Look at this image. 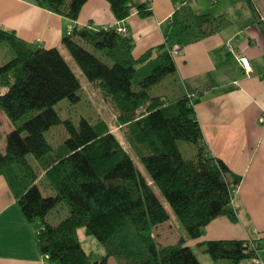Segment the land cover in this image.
I'll list each match as a JSON object with an SVG mask.
<instances>
[{
  "label": "trees",
  "instance_id": "1",
  "mask_svg": "<svg viewBox=\"0 0 264 264\" xmlns=\"http://www.w3.org/2000/svg\"><path fill=\"white\" fill-rule=\"evenodd\" d=\"M85 1L35 3L74 20ZM107 1L118 21L133 11L140 17L152 13L148 1ZM171 1L175 10L163 27V42L138 58L132 37L114 26H74L61 39L86 83L112 105L119 135L103 119L60 117L54 105L82 99V84L60 50L0 27V114L12 126L4 135L0 131V175L26 221L37 224L36 246L48 264H107L109 257L115 264H201L184 236L162 243L153 234L170 220L163 200L189 238L201 236L215 217L237 221L232 199L241 176L206 150L194 110L199 94L182 89L174 60L183 46L221 31L230 19L195 13L189 0ZM158 86L161 91L152 95ZM54 127L63 130L56 144L44 136ZM183 142L192 146L190 156L183 155ZM48 188L53 195L45 193ZM62 202L68 214L51 223L48 213ZM79 229L102 245L103 255L84 250ZM199 246L213 261L231 264H252L261 249L255 240L235 239Z\"/></svg>",
  "mask_w": 264,
  "mask_h": 264
},
{
  "label": "crops",
  "instance_id": "2",
  "mask_svg": "<svg viewBox=\"0 0 264 264\" xmlns=\"http://www.w3.org/2000/svg\"><path fill=\"white\" fill-rule=\"evenodd\" d=\"M136 1H148L152 13L140 17L133 11L118 21L107 0H86L74 20L38 6L35 0H0V27L39 47H56L62 54L65 48L61 39L74 26H122L132 37V55L138 58L163 42V27L175 6L171 0ZM246 1L189 0L195 13L225 14L230 24L183 46L174 57L182 89L199 94L194 110L206 150L241 176L232 203L237 221L225 215L215 217L201 236L187 239L186 245L196 252L202 248L199 243L206 240H255L261 249L252 264H264V122L260 121L264 114V0H250L254 11ZM228 46L233 51H228ZM235 54L248 58V73ZM2 118L7 121V133L12 126L0 114ZM37 229L36 223L26 221L6 178L0 175V264H48L36 246ZM79 230L84 250L94 258L103 255V247L97 253L85 249ZM153 234L167 243L173 236L169 221L156 226ZM177 238L168 243H175ZM110 261H114L112 257L107 264H115Z\"/></svg>",
  "mask_w": 264,
  "mask_h": 264
},
{
  "label": "rangeland",
  "instance_id": "3",
  "mask_svg": "<svg viewBox=\"0 0 264 264\" xmlns=\"http://www.w3.org/2000/svg\"><path fill=\"white\" fill-rule=\"evenodd\" d=\"M62 56L74 72L75 76L82 84V99L79 102L73 104L70 103L67 99L61 100L56 105H54V109L56 110L58 115L62 118L70 117L75 121H77L80 116H84L91 121H95L96 119H103L109 125L110 129L115 131L119 135V130L117 129L118 126L116 123V114L112 105L98 92V90L93 85L86 83L83 73L81 72L80 68L77 66V64L69 55L66 49L63 51ZM161 89L162 86H158L156 87V89L151 91V94L155 95L159 93ZM7 128L8 124L6 119H0L1 131L5 133V131H7ZM62 134L63 130L61 127L50 128L44 132V136L46 137V139L53 144L60 142ZM120 138L122 139L121 135ZM1 145L3 146V141L0 142V146ZM190 147L192 146H189V144L187 143L183 142L181 144V150L184 156H190ZM27 158L36 170H40L39 165L31 155H27ZM45 191L46 194H54V191L50 188L45 189ZM162 202L164 203L167 211L170 213L169 222L173 232V236L168 238V242L173 241L174 237L179 235L184 236L186 238V241L187 239H190L186 236L183 227L180 225L168 205L164 202V200ZM68 210L69 208L66 203H59L56 208L52 209L48 213L47 219L51 223H58L61 219L66 217V215L68 214ZM82 231L83 229L79 230V235L85 249L97 253L98 249L102 248V245L93 236H87L82 234ZM184 245H186V242L184 243ZM195 251L196 255L200 258L203 264H210V262H213V264H231L227 259H219L217 261H213L207 253L202 252L200 249H196ZM110 262L113 263L114 261Z\"/></svg>",
  "mask_w": 264,
  "mask_h": 264
},
{
  "label": "built area",
  "instance_id": "4",
  "mask_svg": "<svg viewBox=\"0 0 264 264\" xmlns=\"http://www.w3.org/2000/svg\"><path fill=\"white\" fill-rule=\"evenodd\" d=\"M117 31H120V32H124L125 31V28L122 27V26H119L117 28ZM229 49V50H228ZM227 50L228 51H233V49L230 47H227ZM178 51V47L177 46H174L173 48V53H176ZM237 60H238V63L239 65L242 67V69L244 70L245 73H248L249 72V61H248V58L244 55H241V54H235ZM191 96H194L195 93H190ZM260 121L261 122H264V114H262V116L260 117ZM234 195H233V199H232V202L234 201V197L236 195V191H234Z\"/></svg>",
  "mask_w": 264,
  "mask_h": 264
}]
</instances>
